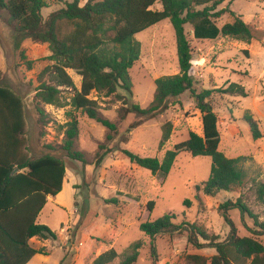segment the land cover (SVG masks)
I'll return each mask as SVG.
<instances>
[{
	"label": "rangeland",
	"instance_id": "1",
	"mask_svg": "<svg viewBox=\"0 0 264 264\" xmlns=\"http://www.w3.org/2000/svg\"><path fill=\"white\" fill-rule=\"evenodd\" d=\"M84 2L81 0L80 6ZM62 7L63 2L51 0L42 14L46 19ZM225 7L248 25L253 34L250 43L223 36L196 40L192 27L185 26L193 50L190 75L195 91L222 89L236 83L247 94L241 97L213 93L212 106L221 138L219 151L228 158L241 157L239 165L245 171L241 185L214 196L202 192V183L210 174V157L180 153L168 174L153 175L122 153L126 150L161 161L167 151L187 140L190 133L202 136L201 115L189 92L170 99L164 112L133 128L140 123V117L135 112H125L132 104L147 108L153 100L154 80L179 73L175 33L168 19L134 35L140 55L129 69L130 95L121 89L109 97L95 92L90 95L97 102V111L115 125V132L109 133L70 105L81 81L71 71L68 74L74 87L61 88L62 106L41 105L45 115L38 114L36 90L42 82L52 84L48 45L21 40L8 15L0 11V86L12 90L24 102L28 154L32 159L44 155L62 159L65 177L73 183V191L65 193L67 201L71 198L70 210L47 211L44 215L45 225L56 233V239H31L32 246L43 249L44 254H36L29 264H93L100 253L111 248L116 258L109 264H119L136 242L142 243V247L133 264H190L186 256L209 257L215 250L189 244L185 226L173 235L150 239L139 225L169 213L174 215L173 223L186 221L208 235L218 236L217 241H224L231 227L225 223L218 206L238 199L259 221L264 220V203L256 195L257 185L264 184V138L253 140L243 119L244 114H250L259 131H264V0H225L217 10ZM160 8V4H155L152 9ZM231 21L232 17L225 13L216 23L221 27ZM73 120L78 124L73 150L82 154V162L69 159L61 149L66 124ZM111 199L117 203H106ZM186 200L190 201L189 207L184 205ZM150 201L153 207L149 211ZM228 216L238 236L250 235L248 228L253 227V220L248 213L231 206ZM259 239L264 245V235ZM198 240L204 243L199 236ZM152 246L157 257L152 254Z\"/></svg>",
	"mask_w": 264,
	"mask_h": 264
},
{
	"label": "trees",
	"instance_id": "2",
	"mask_svg": "<svg viewBox=\"0 0 264 264\" xmlns=\"http://www.w3.org/2000/svg\"><path fill=\"white\" fill-rule=\"evenodd\" d=\"M50 1L0 0V11L8 15L21 40L31 39L48 45L52 84L42 82L36 90L35 109L40 116L45 115L41 105L62 106L61 88L74 87L68 74L71 71L81 81L79 89L70 99V105L109 133L115 132V125L97 111V102L90 95L95 92L109 97L115 95L118 89L130 95L132 81L129 69L140 55L139 45L133 37L168 19L175 33L179 73L154 80V96L147 108L132 104L125 112L139 115L140 123L134 124L133 128L164 112L170 99L189 92L201 115L202 136L190 133L187 140L167 151L161 161L155 157H140L126 150L122 153L131 163L153 175L168 174L180 153L210 157V174L202 183V192L206 196L230 191L242 184L245 178V171L239 165L242 158H228L219 151L221 138L212 97L213 93L241 97L247 94L236 83L222 89L195 91L190 75L193 50L185 31V26L190 25L193 38L200 41L216 40L223 36L250 43L253 34L242 18L227 7L217 10L225 0H84L82 6L81 0H54L63 2L64 7L45 19L42 11L50 7ZM155 4H160L161 8L152 9ZM225 13L232 17V21L219 27L216 22ZM20 54L22 57L23 52ZM244 54L247 55V51ZM243 119L250 128L252 139L262 138L256 120L248 113L244 114ZM66 125L61 149L69 159L82 162V154L73 150L77 121ZM25 129L22 98L0 86V264H28L36 254H44L43 249L30 245L32 238L56 239V233L48 226L37 223V218L47 197L61 191L65 163L52 155L31 159L26 147ZM108 138L111 136L108 135ZM14 170L16 173H13ZM256 195L257 200L264 203L263 183L257 185ZM106 203H117V200H106ZM184 205L189 207L190 201H184ZM231 206L238 207L252 218L253 227L248 228L249 236L237 235L228 216ZM152 207L153 202H148L149 211ZM218 210L231 227L224 241H217L218 236L208 235L186 221L173 223L174 215L169 213L157 220L141 223L139 229L152 239L173 235L185 226L189 244L215 250V254L209 257L198 254L186 256L190 264H264V245L259 239L264 235V220L259 221L239 199L235 203L226 201L220 204ZM198 236L204 243L199 242ZM141 247L140 242L131 245V252L119 264L135 263ZM152 254L157 257L154 246ZM115 258L116 252L111 248L100 253L93 264H109Z\"/></svg>",
	"mask_w": 264,
	"mask_h": 264
},
{
	"label": "crops",
	"instance_id": "3",
	"mask_svg": "<svg viewBox=\"0 0 264 264\" xmlns=\"http://www.w3.org/2000/svg\"><path fill=\"white\" fill-rule=\"evenodd\" d=\"M191 63H193V61H191ZM192 68H193V66L191 67V70H192ZM261 134H262V136L264 138V131L263 130H262ZM72 185H73V183L69 179H66V177H65L64 181H63V184H62L61 192H59L55 196H48L47 197V202H46L45 206L43 207V209L41 210V212L38 215L37 223L43 224V225L47 224L46 221L44 220V215H45V213L47 211L53 212V211L61 210V209H63V210L65 209L67 211L70 210V208H71V198L67 201V199L65 198V193H66L67 190L73 191V186ZM73 195H74V193H73ZM61 226L62 225H59V230L61 229ZM32 239H35V238H32ZM30 245L32 246L31 242H30ZM33 248L40 249L39 247L38 248L37 247H33ZM30 261H29V263H30Z\"/></svg>",
	"mask_w": 264,
	"mask_h": 264
},
{
	"label": "water",
	"instance_id": "4",
	"mask_svg": "<svg viewBox=\"0 0 264 264\" xmlns=\"http://www.w3.org/2000/svg\"><path fill=\"white\" fill-rule=\"evenodd\" d=\"M13 173H16V170H14V172Z\"/></svg>",
	"mask_w": 264,
	"mask_h": 264
}]
</instances>
